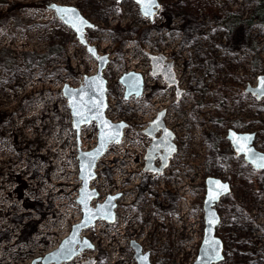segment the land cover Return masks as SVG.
Listing matches in <instances>:
<instances>
[{"label": "rangeland", "instance_id": "1", "mask_svg": "<svg viewBox=\"0 0 264 264\" xmlns=\"http://www.w3.org/2000/svg\"><path fill=\"white\" fill-rule=\"evenodd\" d=\"M131 1L0 0V52L9 50L10 58L0 55V264H31L82 218L77 154L79 146L96 145L98 126L83 125L78 138L62 88L79 86L96 60L49 9L54 2L79 7L94 23L86 37L101 53L109 51L107 41L114 44L105 76L143 69L147 52L164 53L184 90L178 98L175 87L152 77L139 97L108 96L107 115L129 127L98 162L92 186L101 198L93 204L121 191L117 220L85 230L95 248L62 264L91 257L97 264H138L133 240L151 253V264H194L207 176L232 185L217 205V234L225 242L219 264H264V170L238 156L228 138L230 128L255 132L254 145L264 151V98L246 91L264 74V22L253 19L232 32L225 25L231 14L250 19L258 0H160L153 21ZM128 44L135 48L124 52ZM162 110L177 152L155 173L145 169L152 143L145 130Z\"/></svg>", "mask_w": 264, "mask_h": 264}, {"label": "water", "instance_id": "2", "mask_svg": "<svg viewBox=\"0 0 264 264\" xmlns=\"http://www.w3.org/2000/svg\"><path fill=\"white\" fill-rule=\"evenodd\" d=\"M125 1V0H118ZM138 4L140 12L143 16L154 19L162 7L160 0H155V7L151 9L150 14H145V5L140 0H132ZM147 2V0H145ZM55 5L56 7H52ZM58 8H69L75 10L73 17L82 18L86 23L84 25L77 24L73 26L74 21H69V18L63 13H58ZM49 9L53 10L63 22L71 27L75 32L78 40L86 47L88 52L97 62V70L93 74H86L84 79L80 81L79 86H71L66 83L62 92L68 101L71 109L73 125L76 129L78 138L80 136L81 127L91 122H96L98 126V137L96 145L84 150L79 146L77 158L79 167V176L82 181L79 189L78 202L82 207V218L72 225L69 234L59 243V245L44 255L36 257L31 264H62L64 262L73 261L78 255L82 254L87 249L95 248V244L83 232L98 221L104 220L108 223H114L117 220V200L121 197V193H110L106 195L103 201L96 200L101 198V194L97 188L92 186V181L97 177V166L99 160L107 153L109 146L112 143H120L123 140L125 130L129 127V123L125 120L113 121L107 115L108 102V87L107 79L104 71L109 63V54H102L97 46L91 44L86 37V32L89 28L94 27V23L82 12V10L75 5L60 4L57 2L51 3ZM77 27L81 31H77ZM92 49L93 51H90ZM151 62V75L161 76L169 87H175L177 97L180 98L183 89L179 85V79L175 71V64L170 61L164 53L147 52ZM264 74L258 77L256 85L249 84L246 91L255 96L258 100L264 98V88L261 86V79ZM121 82L126 87V98L132 96L139 97L144 93L145 80L142 73L137 71H129L122 75ZM101 102L99 108H93L92 102ZM90 109V110H89ZM77 112H82L83 116L76 115ZM166 111L162 110L157 117L150 122L149 127L145 133L152 138L151 145L147 148L146 153V167L150 172L163 173L169 166L172 157L177 152V145L174 142V132L165 124L164 117ZM107 122L111 127H106L104 122ZM105 133H118L107 140L101 139ZM228 138L234 147L238 156H243L245 160L251 164L256 170H264V151L259 150L254 145L256 133L255 132H239L233 128L228 131ZM247 138V139H242ZM80 141V139H78ZM239 141V143H237ZM245 150L241 151L240 149ZM85 153L92 154L85 156ZM160 158V164L156 165V160ZM87 166V167H85ZM209 180L218 182L212 186ZM206 193L204 198V236L200 245L198 257L194 264H219L225 258V242L217 234V228L221 222V215L217 208L219 202L223 197L232 192V185L229 181L217 176H207L205 180ZM211 187L212 193L215 195L214 199H209V189ZM114 198V199H113ZM81 201H84L83 203ZM103 206V207H102ZM91 210V211H88ZM206 241L215 242V248L209 249ZM132 246L135 248V257L138 264H151L149 251L143 252V246L137 240L132 241ZM207 250V254H206ZM214 254L215 258L209 259V255ZM95 257L89 258L83 264H96Z\"/></svg>", "mask_w": 264, "mask_h": 264}, {"label": "built area", "instance_id": "3", "mask_svg": "<svg viewBox=\"0 0 264 264\" xmlns=\"http://www.w3.org/2000/svg\"><path fill=\"white\" fill-rule=\"evenodd\" d=\"M131 3H134V5H135V9H137L139 15L142 16V18H144L145 20H147L148 17L143 16V15L141 14L138 4H136V3L133 2V1H131ZM251 15H252V14H251ZM152 21H153V20H152ZM104 40H105V39H104ZM105 41H107V40H105ZM133 42H134V41H133ZM104 47H106L107 50H109V51H107V54H109V57H110V54H111L110 51L114 50V47H115L114 44L109 40V41L106 42V45H104ZM128 47H130V48H129L130 52L132 51V50H131L132 47L135 48L134 45H130V44H128V46H125V47L123 48V51L126 52L127 49H128ZM126 56H127V55H126ZM109 62H110V60H109ZM94 66H95V68H93V70L90 72V74H92V73H94V72L96 71L97 63H94ZM133 66H135V65H132V66L129 67V68H122V69L117 70L116 72H114V75L116 74V77H115V79L113 78V80H112L110 77L105 76L106 79H107V87L109 88V86L112 84L111 87L114 88V90H112V92L108 93V96H109V95H113V91H114V94H115V95H116L117 93L121 94L120 97H123V95H125V93H126V87H125V85H123V83L121 82V77H122V75H123L124 73L134 70L135 68H134ZM109 67H110V65H109V63H108V64H107V68H106V70H105V73L107 72V69H108ZM151 68H152V67H151V62L149 61V62H148V65H147L146 67H144L143 69H135L134 71H137V72L142 73L143 76H144V80H145V82H146V80H147L148 78H152V77H153V78H154V77L162 78L161 76H153V75H151ZM112 71H114V70L112 69ZM88 74H89V73H88ZM81 80H82V79H80L79 82H80ZM144 88H145V86H144ZM144 90H145V89H144ZM125 97H126V96H125ZM132 97H133V96H132ZM132 97H130V98H132ZM130 98H125V99H130ZM108 100H109V98H108ZM108 102H109V101H108ZM109 104H110V102H109ZM114 121H115V120H114ZM95 138H97V133H96ZM123 139H124V138H123ZM92 147H93V145H92Z\"/></svg>", "mask_w": 264, "mask_h": 264}, {"label": "snow or ice", "instance_id": "4", "mask_svg": "<svg viewBox=\"0 0 264 264\" xmlns=\"http://www.w3.org/2000/svg\"><path fill=\"white\" fill-rule=\"evenodd\" d=\"M140 2L141 3H144V5H145V14L146 15L147 14H150L151 9L156 6L155 5V0H147V2H145V0H140ZM52 7H56V6L55 5H52ZM57 11H58V13H63L64 16L68 17L69 18V21H74L73 22V26H76L77 24L84 25L86 23L82 18H79V17L74 18L73 17V13L75 11L73 9H69V8H58ZM77 31H81V28L80 27H77ZM89 50L90 51H93L92 49H89ZM261 86H262V88H264V78L261 79ZM100 103L101 102L93 101L91 106L93 108H99L100 107ZM76 115L83 116V113L82 112H77ZM104 123H105V126L106 127H111L106 121ZM114 136H118V133H105L101 137V139L103 141V140H107L109 138H112ZM242 139H247V138H242ZM237 143H239V141H237ZM240 150L243 151L245 149L244 148H241ZM84 155L85 156H91L92 154L85 153ZM261 159L264 160V157H261ZM261 166H264V165H261ZM85 167H87V166H85ZM209 184L212 185V186H214V185L218 184V182L209 180ZM214 198H215V195L212 193V190H211V187H210V189H209V199L211 200V199H214ZM81 202L83 203L84 201H81ZM88 211H91V210H88ZM205 243L208 245V248L209 249H214L215 248V242L206 241ZM206 254H207V250H206ZM213 258H215L214 254L209 255V259H213Z\"/></svg>", "mask_w": 264, "mask_h": 264}, {"label": "trees", "instance_id": "5", "mask_svg": "<svg viewBox=\"0 0 264 264\" xmlns=\"http://www.w3.org/2000/svg\"><path fill=\"white\" fill-rule=\"evenodd\" d=\"M23 4L20 3L18 5H16L15 7H22ZM13 12V9H11L9 12L7 13H10L12 14ZM253 19H257L259 21H263L264 22V0H258V7L253 11L252 13V16L250 19H244L242 18L241 16H235L234 14H231L230 17H228L226 20H225V25H227L228 29L232 32L234 30H236L235 27H237V29H240L244 26H249L251 25V23L253 22ZM245 24V25H243ZM9 50H6V49H3L1 50L0 52V55L3 56V60L4 62L6 63H9L10 62V58L7 56V52ZM52 51L54 52V48L52 49ZM56 51V49H55ZM43 58H45L43 56ZM44 61V60H43ZM118 192H121V191H118Z\"/></svg>", "mask_w": 264, "mask_h": 264}, {"label": "flooded vegetation", "instance_id": "6", "mask_svg": "<svg viewBox=\"0 0 264 264\" xmlns=\"http://www.w3.org/2000/svg\"><path fill=\"white\" fill-rule=\"evenodd\" d=\"M15 8H17V7H15ZM106 70V69H105ZM104 75H105V71H104ZM166 170V169H165ZM121 197H122V193H121ZM120 199V198H119ZM117 203H118V200H117ZM117 206H118V204H117ZM151 257V256H150ZM97 259V258H96ZM97 262H98V260H97ZM97 264V263H96Z\"/></svg>", "mask_w": 264, "mask_h": 264}, {"label": "bare ground", "instance_id": "7", "mask_svg": "<svg viewBox=\"0 0 264 264\" xmlns=\"http://www.w3.org/2000/svg\"><path fill=\"white\" fill-rule=\"evenodd\" d=\"M80 143V142H79ZM108 195V194H107ZM121 198V197H120ZM118 204V203H117ZM69 262H71V261H69Z\"/></svg>", "mask_w": 264, "mask_h": 264}]
</instances>
